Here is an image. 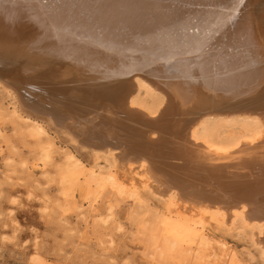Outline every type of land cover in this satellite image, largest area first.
Returning <instances> with one entry per match:
<instances>
[{
  "label": "bare ground",
  "instance_id": "obj_1",
  "mask_svg": "<svg viewBox=\"0 0 264 264\" xmlns=\"http://www.w3.org/2000/svg\"><path fill=\"white\" fill-rule=\"evenodd\" d=\"M0 84L166 200L164 252L238 218L264 257V0H0Z\"/></svg>",
  "mask_w": 264,
  "mask_h": 264
},
{
  "label": "rangeland",
  "instance_id": "obj_2",
  "mask_svg": "<svg viewBox=\"0 0 264 264\" xmlns=\"http://www.w3.org/2000/svg\"><path fill=\"white\" fill-rule=\"evenodd\" d=\"M69 104L88 118L102 111ZM109 162L78 150L0 84V264H264L252 227L238 218L205 223V237L164 252L156 232L166 200L144 187L135 200L117 193Z\"/></svg>",
  "mask_w": 264,
  "mask_h": 264
}]
</instances>
